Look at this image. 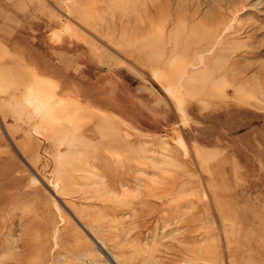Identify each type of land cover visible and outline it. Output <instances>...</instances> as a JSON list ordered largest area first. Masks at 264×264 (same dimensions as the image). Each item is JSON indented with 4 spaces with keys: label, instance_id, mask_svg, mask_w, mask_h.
I'll return each mask as SVG.
<instances>
[{
    "label": "rangeland",
    "instance_id": "obj_1",
    "mask_svg": "<svg viewBox=\"0 0 264 264\" xmlns=\"http://www.w3.org/2000/svg\"><path fill=\"white\" fill-rule=\"evenodd\" d=\"M0 264H264V0H0Z\"/></svg>",
    "mask_w": 264,
    "mask_h": 264
},
{
    "label": "bare ground",
    "instance_id": "obj_2",
    "mask_svg": "<svg viewBox=\"0 0 264 264\" xmlns=\"http://www.w3.org/2000/svg\"><path fill=\"white\" fill-rule=\"evenodd\" d=\"M138 1H139V0H138ZM111 5H112V4H111ZM125 8H126V7H125ZM128 8H130V6H129ZM107 9H108V8H107ZM110 9H111V8H110ZM132 10H133V9H132ZM143 11H145V10H142V8H141L140 11H139V14L143 16V19H144L145 21L149 20L150 17H152V15L150 14L149 11H145V13L143 14ZM112 14H113V13H112ZM119 14H120V13H119ZM133 14H135V6H134ZM148 25H149V24H148ZM149 30H150V28H148L146 32H149ZM141 36L144 37V38H142ZM146 38H147L146 36H144V35H140V39H141V41H144ZM147 46H148V43L146 42L145 47H147ZM183 46H184V45H183ZM186 48H187V47H186Z\"/></svg>",
    "mask_w": 264,
    "mask_h": 264
}]
</instances>
